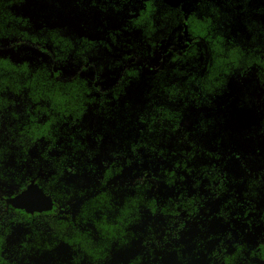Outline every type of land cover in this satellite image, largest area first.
Here are the masks:
<instances>
[{"label":"trees","instance_id":"trees-1","mask_svg":"<svg viewBox=\"0 0 264 264\" xmlns=\"http://www.w3.org/2000/svg\"><path fill=\"white\" fill-rule=\"evenodd\" d=\"M6 46L0 193L59 208L0 264H264V0H0Z\"/></svg>","mask_w":264,"mask_h":264},{"label":"flooded vegetation","instance_id":"flooded-vegetation-1","mask_svg":"<svg viewBox=\"0 0 264 264\" xmlns=\"http://www.w3.org/2000/svg\"><path fill=\"white\" fill-rule=\"evenodd\" d=\"M71 73V72H70ZM93 75V74H92ZM16 108H17V112L19 113H22L25 111V108H24V103L18 99V102L16 104ZM3 124H5L6 122H2ZM0 127H3V125H1ZM12 188H10L11 190ZM35 189H39L37 188L36 186H32V185H29V186H26L24 189H20L17 191V194H14L12 195V192L10 191L9 193H7L6 195H4L3 192L0 193V206L1 208H6L7 210V213L10 215L11 214V209L8 207L11 206L15 209H17L18 211L20 212H23V213H26L28 215H32V214H40V215H47L49 213H57V209L59 208V205L56 204V202L51 199L48 195H46L45 193H43L42 190H40L45 196H47L53 203V207L51 208V210H48L47 212H36V211H33V212H26L25 210H23V207L22 205L19 206V202L16 204L14 203V199L18 198V197H22V194L25 193L27 191V195H25V198L24 200H26L29 196H31L30 194L32 193H35ZM29 190V191H28Z\"/></svg>","mask_w":264,"mask_h":264},{"label":"water","instance_id":"water-1","mask_svg":"<svg viewBox=\"0 0 264 264\" xmlns=\"http://www.w3.org/2000/svg\"><path fill=\"white\" fill-rule=\"evenodd\" d=\"M185 37L187 36L186 31H184ZM29 191V190H28ZM35 193L30 194L26 200H24L27 191L22 194V197L14 199V203H18L19 206L22 205L23 210L26 212H47L53 207L52 201L45 196L39 189H35Z\"/></svg>","mask_w":264,"mask_h":264},{"label":"rangeland","instance_id":"rangeland-1","mask_svg":"<svg viewBox=\"0 0 264 264\" xmlns=\"http://www.w3.org/2000/svg\"><path fill=\"white\" fill-rule=\"evenodd\" d=\"M94 26H96V24L91 25V30ZM2 52L10 54L12 57H15V59L24 57L26 56V53H27L25 48H19L17 50H14L12 47H7V46L0 50V53ZM189 121L190 120H186L184 124L188 125Z\"/></svg>","mask_w":264,"mask_h":264}]
</instances>
